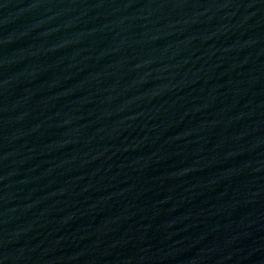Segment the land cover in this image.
<instances>
[{
	"label": "water",
	"instance_id": "water-1",
	"mask_svg": "<svg viewBox=\"0 0 264 264\" xmlns=\"http://www.w3.org/2000/svg\"><path fill=\"white\" fill-rule=\"evenodd\" d=\"M0 264H264V0H0Z\"/></svg>",
	"mask_w": 264,
	"mask_h": 264
}]
</instances>
